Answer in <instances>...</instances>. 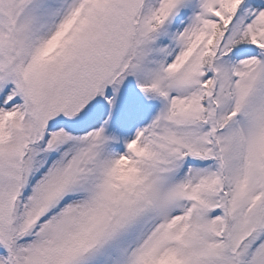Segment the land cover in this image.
I'll return each instance as SVG.
<instances>
[{
  "label": "snow or ice",
  "instance_id": "snow-or-ice-1",
  "mask_svg": "<svg viewBox=\"0 0 264 264\" xmlns=\"http://www.w3.org/2000/svg\"><path fill=\"white\" fill-rule=\"evenodd\" d=\"M0 264H264V0H0Z\"/></svg>",
  "mask_w": 264,
  "mask_h": 264
}]
</instances>
